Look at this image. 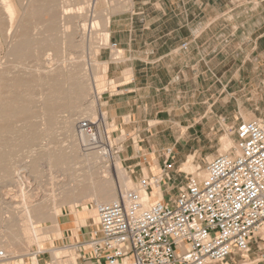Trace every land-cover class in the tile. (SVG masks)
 Returning <instances> with one entry per match:
<instances>
[{"label": "rangeland", "instance_id": "obj_1", "mask_svg": "<svg viewBox=\"0 0 264 264\" xmlns=\"http://www.w3.org/2000/svg\"><path fill=\"white\" fill-rule=\"evenodd\" d=\"M33 1L35 0H13L14 4L16 3L15 5L18 12L16 11V15L14 16L15 20L12 24L11 22L13 21V19L4 10V8H2L3 5L0 3V100L3 98L0 101V116L2 113L3 100L9 94V88L6 86V82L8 80L9 85L10 83H13V80H31V84L32 82L33 84L30 91H32L31 95H33L32 97L35 99H33L34 106H32V113L26 112L23 114L24 116L22 115V117L20 118L21 120L16 119L14 123V132H6L4 134V137L6 138L0 139V158L4 150H7V152L10 151L9 157H12H10V161L8 163L10 172L4 173L3 169L0 170V209H2L0 210V251L2 250L5 252V257L0 259V264H37V261L38 264H93L92 259L90 258V255L88 253L89 247L86 229H88V227L90 226H96L97 224L96 210L93 205L94 203H97L99 201L101 196L100 194H98V192H96V188L92 187V185H97L92 183L94 181H92V179H95L94 177H96V175L90 174L91 177L88 176L89 173H93V169L96 168L94 167L95 164L93 163L95 159L93 160L91 156H89L90 158L84 156L85 153H90L92 151H84L82 140L79 136H77V125L78 122L83 118L97 119L100 118L101 114H103V117L105 118V121L107 123L108 131L109 133H111L112 138L115 139L117 137L115 126L111 125V123L109 122L107 117L108 115L105 111V108L103 107L104 99L102 96L104 91L108 87V73L106 63L103 61L100 55L101 51L109 46V44L107 43V40L104 41V44H100L102 42V36L101 34H97L95 32L97 35H93L92 46H87L85 47V49L79 48V46L76 45L78 44V40H80L82 35V33L79 32L76 35L77 40L76 38H74L75 40L73 39V41L71 42L60 44L59 50L57 51L53 50L50 52V50H43L41 46H36L37 48H35L34 46V56L24 58L17 57L13 51L15 45L20 42L22 38V24L26 21L31 22L33 24H31L32 33L34 34L33 36L37 37L38 33L39 37V34L42 31H45L46 25L44 23L50 17L48 12H46L45 14L43 13L44 15L42 14V18L41 15H36V3ZM71 3H73V5ZM70 5L71 7H74L75 1L73 0L72 2H70ZM116 6V0H98L96 6L97 16L100 18V20H102V26L104 30H110V24L107 28L105 26L104 15H109L111 23V16L116 12ZM261 6L262 18L254 19L253 21H251L252 23H256L258 26L260 22V26H264V5ZM60 9V5L56 6L57 12H59ZM31 14L35 16H32ZM29 19L33 20L29 21ZM241 20L242 18L240 17L236 19L232 18L228 21L229 31L222 37L224 38V41L226 43H230V46H224L226 47V50H223L221 52L210 50L209 58L213 59V61H211L212 64H209L204 68H199V71H204L206 69V75L212 76V78L209 79L212 81L203 83L199 82V92L197 94V98L191 96L192 101L196 99V101L198 102L196 107L194 108V111H197L198 113L196 117L197 121L199 120V122H202V124L196 127V131L194 130L186 132L187 136H189V150H187V155L189 156H186L175 166V169L173 171V180H176V187L177 184L185 181L184 173L180 172L179 170L194 173L198 165H202L203 170L205 162L207 160H210L209 158L212 159L218 153H220V148L224 146V141L227 138L232 139L235 143L236 136L233 131L238 124H240L242 121H250L256 118L264 117V52H262V50L253 49L254 46H244V49H241V46H234L238 43V38L234 34H232V27L237 26L238 23H242ZM38 21L39 23H41L42 21L43 22L39 24ZM252 25L253 24L251 23H247L246 27L250 28ZM33 31H35V33ZM61 46L62 48L64 46V48L62 49ZM39 47L41 48L38 51L37 49ZM49 52L51 53V55L48 56V54H50ZM222 55H224L223 59L221 57ZM88 63L92 64L88 65ZM91 66L93 70L96 69L97 71H93L91 69ZM39 68H41L42 70H39ZM48 70H50L51 72ZM57 70H59L61 74L59 73V71L57 72ZM76 71L79 72L80 78L85 82V95L77 100L74 95L69 97L67 96L68 94H66L61 98L55 99L52 102L51 96L49 95V93L51 94V88L49 86L48 80H51L54 76H58L62 79L66 77L65 79H67L68 81V83L66 84V88H69V86H72L74 83V73ZM92 71L96 73L98 72L97 77L94 78V76H91L89 74V72H91V74L94 75ZM47 73L49 74V78ZM65 73L67 74L65 75ZM2 75L4 80L2 78ZM214 75H216V77H214ZM7 76L9 77V79ZM26 77L27 79H25ZM42 78L43 80H41ZM93 79H95V81ZM203 89L207 90L204 94L201 93ZM16 90L17 88H13V91ZM65 97H67L68 99ZM46 98L48 99L46 100ZM72 99L74 100V102ZM187 100L189 101V97L187 98ZM205 100L207 101V103L204 104L203 102ZM216 100H218V103L215 107H213V111H209L207 114H204L207 110H209L208 107L210 106V104H212ZM94 101H97V104ZM90 104H92L93 107ZM45 105H47V107H44ZM48 109L49 111H47ZM53 111L54 114L52 113ZM30 115L32 116V118L29 120L26 117ZM49 115L50 117L47 118ZM52 116L53 119H51ZM156 117L161 118V116H156L155 112H152L148 115L149 122L145 123V144L147 138L155 133L156 128L162 129L165 126L163 124L158 125ZM53 120L55 121V123ZM36 121L39 123V125ZM33 124L35 126H33ZM32 129L38 133H36L35 135V137H37L36 139L34 138L35 141H32V144L24 143V145L22 140L23 138L31 135V133L33 132ZM183 132L184 130L181 129L180 131H177L175 133L176 136H181ZM192 134L194 136H191ZM160 137L163 140L169 138L171 140L170 134L165 131L161 132ZM7 138L8 140L5 141V139ZM119 140H115L114 143L119 142ZM43 144L45 147L43 146ZM62 144H66V146L68 145V147L74 145V148H76L75 152L77 154L74 153L70 159L68 158L69 161L66 159L59 166L51 168L52 164L50 163V160H48L49 156L54 153V147H61L63 146ZM119 146L121 145L119 144ZM120 149L122 148L120 147ZM11 150L13 152H11ZM55 151H57V149ZM36 153H39L40 157L37 156L38 154ZM49 153H51V155H48ZM98 154L101 155L100 153ZM41 155L44 157H42ZM34 159L39 160L36 161ZM99 160V164L104 165V168H107L108 166L110 167L111 163L108 160H105L104 158H99ZM115 160H120L122 162L120 154L115 158ZM188 160H190V162H192L191 164L195 166V171L185 169V163ZM31 161H33L32 164ZM90 162H92L93 164ZM90 164L93 166L90 167ZM32 165H35L37 168L35 169V166L33 167ZM146 166L148 167L146 168L148 170H151L153 174H157L159 172V164L156 161V157H151ZM2 170L3 172H1ZM96 170L94 169L95 174ZM202 170L198 172H202ZM84 175H86L90 180ZM79 178H81L82 180L85 179V181L86 179H88L87 182L92 184L90 185L93 189L90 188L88 189L89 191L86 190L87 192L83 191V193H81L82 189L81 187H79L78 183H80V181L83 185L85 183H83ZM110 181L108 183L105 182L107 183L105 190L107 188L110 189L111 187L112 190L114 189L115 185H113V187V183L112 181ZM74 184L77 187L72 189V191L68 190L71 185L74 187ZM126 184L127 189H132L135 187L134 181L130 183L126 182ZM173 187V194H176L177 189H175V186ZM119 193H116L117 198L119 196ZM39 205L42 206L44 210L46 209L45 213L47 211L48 218L47 221H44L46 220L44 219L34 224V227L39 231H35V233L33 234V229L35 228H33L31 225L32 223L29 222V213L27 212L26 208L28 207V210L31 211L35 209L32 207H37ZM56 209L60 211V216H58L55 220L54 213ZM32 212H34V210ZM71 222L74 225H72ZM61 223H71V225L73 226L70 227L69 234H67V231H65L66 238L64 239L60 226ZM27 225L28 227L31 226L33 232L31 231L30 227V231H28L29 229ZM40 230L41 232L43 231V234H41ZM37 232L38 234L40 232L39 236L36 234ZM261 237L263 239H258V242L253 245L250 254L238 257L237 259L235 258L236 260L233 258L230 259L232 261L235 260V262L229 263L228 261L217 264H242L244 261H246L245 264H264V231L262 232ZM56 254L57 258L55 257Z\"/></svg>", "mask_w": 264, "mask_h": 264}, {"label": "built area", "instance_id": "obj_2", "mask_svg": "<svg viewBox=\"0 0 264 264\" xmlns=\"http://www.w3.org/2000/svg\"><path fill=\"white\" fill-rule=\"evenodd\" d=\"M77 129L86 150L104 153L110 163L121 153L103 114L81 119ZM233 132L228 152L203 170L198 165L203 176L179 170L185 181L176 187L174 152L167 148L157 174L142 172L117 199L94 203L93 264H217L250 254L264 231V117L242 121ZM158 188L163 197L154 200Z\"/></svg>", "mask_w": 264, "mask_h": 264}, {"label": "crops", "instance_id": "obj_3", "mask_svg": "<svg viewBox=\"0 0 264 264\" xmlns=\"http://www.w3.org/2000/svg\"><path fill=\"white\" fill-rule=\"evenodd\" d=\"M116 2L111 23L105 14L109 19L107 27L110 24V40L100 55L108 73L103 107L109 122L115 126V140L120 139L117 143L122 148L121 160L135 181L142 172L145 174L151 157H156L161 165L162 153L167 148H173L176 164L189 156L186 132L196 131L202 124L194 111L198 102L192 101L191 96L197 98L199 82L212 81L209 80L212 76L206 75L207 70L199 71V68L212 64L210 50L221 52L226 50L224 46H230L222 37L229 31L228 21L242 18V23L232 27V34L238 38L234 46L241 49L254 46L253 49L264 52V26H260L261 22L259 26L251 22L262 18L264 0ZM247 23L253 25L247 28ZM206 91L203 89L201 93ZM217 101L204 114L213 111ZM152 112L161 116L156 117L158 125L165 126L156 128L145 144V123L149 122L148 115ZM181 129L182 135L176 136L175 132ZM162 131L168 132L171 140H163ZM148 173L153 174L151 170ZM71 223L60 224L63 239L65 231L69 234L73 227ZM86 230L89 239L92 226Z\"/></svg>", "mask_w": 264, "mask_h": 264}, {"label": "bare ground", "instance_id": "obj_4", "mask_svg": "<svg viewBox=\"0 0 264 264\" xmlns=\"http://www.w3.org/2000/svg\"><path fill=\"white\" fill-rule=\"evenodd\" d=\"M15 1V0H14ZM31 1V0H29ZM73 0H35L33 2H35V12H36V15H41V18H42V14L48 12L50 17L48 20H46V22L44 23L46 26H45V31L41 32L38 37V33H37V37L36 36H33L34 34L32 33V26H31V22H22V29H23V32H22V38L20 40V42H18L15 47H14V54L19 57V58H24V57H32L34 56V46L35 48H37L36 46H41L43 50H50L53 51V50H59V46L60 44H64L65 42H71L73 41L74 38H76V35L81 32L82 35H81V38L80 40H78V44H76L77 46H79V48H84L87 47V46H92V42H93V35H97V34H101L102 36V42L100 44H104V41L107 40V43H109V32L108 30H104L103 29V26H102V20H100V18L97 16V10H96V4H97V0H74L75 1V6L71 7L70 5V2H72ZM0 3L3 5L2 8H4V10L10 15V17L13 19V21L11 22V24L14 22V16L16 15V3L14 4L13 0H0ZM25 4V3H24ZM73 5V3H71ZM59 6L61 7L60 11L57 12L56 11V6ZM55 6V8H54ZM29 7V6H28ZM33 7V6H32ZM30 10V9H29ZM33 11V10H32ZM18 12V11H17ZM28 12V11H27ZM33 13V12H32ZM30 14V13H28ZM43 14V15H44ZM32 15V14H31ZM48 15V14H47ZM8 16V15H7ZM29 16V15H28ZM32 16H35V15H32ZM105 16V26L107 28V25H108V22H109V19L107 17V15H104ZM3 17V15H2ZM10 18V19H11ZM30 18V17H29ZM44 18V17H43ZM48 18V17H47ZM6 19V18H5ZM9 19V18H8ZM40 19V18H39ZM4 20V19H3ZM33 20V19H31ZM29 19V21H31ZM8 22V21H7ZM43 22V21H42ZM41 22V23H42ZM9 23V22H8ZM39 23V21H38ZM39 23V24H41ZM1 24V23H0ZM33 25V24H32ZM38 25V24H37ZM35 26V25H34ZM42 26V25H41ZM11 28H12V25H11ZM40 29V28H39ZM43 29V28H42ZM41 29V30H42ZM4 30V29H3ZM35 30V29H34ZM10 31V29H9ZM35 33V31H33ZM37 32V31H36ZM97 34H96V33ZM4 33V32H3ZM95 33V34H94ZM7 34V33H6ZM5 34V35H6ZM10 34V33H9ZM8 34V35H9ZM20 35V34H19ZM10 36V35H9ZM104 37V38H103ZM106 37V39H105ZM101 38V37H100ZM3 39V37H2ZM75 40V39H74ZM77 40V38H76ZM100 40V39H99ZM18 41V40H17ZM75 43V42H74ZM66 44V43H65ZM70 44H73V43H70ZM99 44V45H100ZM69 45V44H68ZM107 45V44H106ZM72 46V45H71ZM39 47L37 50L39 51L40 48ZM70 47V46H68ZM62 48V46H61ZM64 48V46H63ZM62 48V49H63ZM12 50V49H11ZM61 50V49H60ZM69 50V48H68ZM86 51V50H85ZM37 52V51H35ZM49 52V53H50ZM61 52V51H60ZM64 52V51H63ZM10 53V51H9ZM39 53V52H38ZM58 53V52H57ZM85 53V52H83ZM53 54V53H52ZM92 54V53H90ZM37 55V54H36ZM41 55V54H40ZM51 55L48 54V56ZM39 56V55H38ZM47 56V57H48ZM45 57V56H44ZM51 57V56H50ZM86 57V56H85ZM84 57V58H85ZM54 58V56H53ZM75 58V57H74ZM39 59V58H38ZM43 59V58H42ZM50 59V58H49ZM20 60V59H19ZM44 60V59H43ZM46 60V59H45ZM55 60V59H54ZM92 61V60H91ZM37 62V61H36ZM94 63V62H93ZM1 64V63H0ZM38 64V63H37ZM85 64V63H84ZM92 64V63H91ZM90 63H88V65H91ZM42 66V65H41ZM93 66V65H92ZM92 66H91V69H92ZM1 67V66H0ZM6 68V67H5ZM11 68V67H10ZM42 68V67H41ZM39 68V70L41 69ZM2 69V68H1ZM31 69V68H30ZM44 69V68H43ZM42 70V69H41ZM46 70V69H45ZM93 70V69H92ZM13 71V70H12ZM25 71V70H24ZM50 71V70H48ZM56 71V70H55ZM59 70H57L58 72ZM93 71H97L96 69L93 70ZM92 71V72H93ZM1 72V71H0ZM7 72V71H6ZM30 72V71H29ZM28 72V74H29ZM34 72V71H33ZM51 72V71H50ZM3 73V72H2ZM49 73V72H48ZM47 73V74H48ZM56 73V72H55ZM60 73V71H59ZM68 73V72H67ZM65 73V75L67 74ZM94 75L91 74V72H89V74L91 76H94L97 77V73L96 72H93ZM100 73V72H99ZM6 74V73H5ZM26 74V73H25ZM35 74V73H34ZM50 74V73H49ZM49 74H48V78H49ZM61 74V73H60ZM15 75V74H14ZM27 75V74H26ZM51 75V74H50ZM56 75V74H54ZM53 75V76H54ZM5 76V75H4ZM36 76V75H35ZM46 76V75H45ZM44 76V77H45ZM52 76V77H53ZM69 76V75H68ZM6 77V76H5ZM8 77V76H7ZM47 77V76H46ZM51 77V76H50ZM71 77V76H70ZM2 78H3V75H2ZM18 78V77H16ZM20 78V77H19ZM22 78V77H21ZM41 78V77H39ZM38 78V79H39ZM66 78V77H65ZM62 79V78H59L58 76H54L51 80L47 79L48 82H49V86H50V90H51V94L49 93V95L51 96V101L53 102L55 99L57 98H61L63 95H66L68 94L67 96L71 97L72 95L75 96V98L77 100H79L81 97H83L86 93V87H85V82L82 81V79L80 78V74L78 71H76L74 73V83L72 86H69V88L67 87L66 88V84L68 83L67 79ZM72 78V77H71ZM1 79V78H0ZM9 79V77H8ZM23 79V78H22ZM27 79V77L25 78ZM31 79V78H30ZM29 79V80H30ZM4 80V78H3ZM13 80V79H11ZM10 80V81H11ZM43 80V78L41 79ZM95 81V79H93ZM7 81V80H6ZM9 81V80H8ZM6 82V86L9 88L8 92L9 94L7 95V97L4 98L3 100V107H2V113H1V118H0V139L2 138H6L4 137V134L6 132H10V133H13L14 132V123L16 121V119H20L22 117V115L26 112H31L32 113V106L33 105V95L32 94V91L31 88H32V84H31V80L30 81H25V80H13V83H10L9 85V82ZM70 81V80H69ZM38 82V81H37ZM40 82V81H39ZM46 82V80H45ZM47 82V83H48ZM3 83V82H2ZM42 83V82H41ZM1 85V84H0ZM44 85V84H42ZM47 85V84H46ZM94 86V85H93ZM1 87V86H0ZM5 87V86H4ZM46 87V86H45ZM13 88H17L16 91H13ZM2 89V88H1ZM4 89V88H3ZM90 89V88H89ZM93 89V87H92ZM49 92V91H48ZM47 92V93H48ZM5 93V92H4ZM34 93V92H33ZM3 95V94H2ZM37 95V94H36ZM48 95V94H47ZM46 97V96H45ZM2 98V97H1ZM64 98V97H63ZM67 98V97H65ZM3 99V98H2ZM1 99V100H2ZM48 98H46L47 100ZM50 99V98H49ZM68 99V98H67ZM75 99V100H76ZM0 100V101H1ZM35 100V99H34ZM39 100V99H38ZM42 100V99H41ZM62 100V99H61ZM60 100V101H61ZM71 100V99H70ZM73 100V99H72ZM57 101V100H56ZM63 101V100H62ZM61 101V102H62ZM50 102V101H49ZM51 102V103H52ZM74 102V100H73ZM95 102V101H94ZM2 103V102H1ZM46 103V102H45ZM44 103V104H45ZM60 103V102H59ZM78 103V102H77ZM76 103V104H77ZM92 103V102H91ZM97 104V101L95 102ZM47 104V103H46ZM50 104V103H49ZM75 104V105H76ZM94 104V103H93ZM48 105V104H47ZM47 105H45L44 107H47ZM58 105V104H56ZM61 105V104H60ZM59 105V106H60ZM92 105V104H90ZM89 105V106H90ZM95 105V104H94ZM50 106V105H49ZM73 106V105H72ZM51 107V106H50ZM53 107V106H52ZM55 107V106H54ZM69 107V106H68ZM93 107V105H92ZM95 107V106H94ZM40 108V107H39ZM49 108V107H48ZM59 108V107H58ZM61 108V107H60ZM88 108V107H87ZM68 109V108H67ZM84 109V108H83ZM34 110V109H33ZM58 110V109H57ZM63 110V109H62ZM49 111V109L47 110ZM51 111V110H50ZM55 111V110H54ZM54 111L52 112L54 114ZM70 111V110H68ZM38 112V111H37ZM59 112V111H58ZM39 113V112H38ZM43 113V112H42ZM44 114V113H43ZM46 114V112H45ZM28 115V114H27ZM34 115V114H33ZM24 116V115H23ZM39 116V115H37ZM43 116V115H42ZM47 116V114H46ZM45 116V117H46ZM54 116V115H53ZM53 116L51 119H53ZM58 116V115H57ZM50 115L47 117L49 118ZM28 118L29 120L32 118V116H28L26 117ZM43 118V117H42ZM67 118V117H66ZM23 119V118H22ZM56 119V118H54ZM73 119V118H72ZM75 119V118H74ZM79 119V118H78ZM21 120V119H20ZM25 120V118H24ZM44 120V119H43ZM50 120V119H49ZM52 121V120H51ZM50 121V122H51ZM54 121V120H53ZM57 121V120H56ZM71 121V120H70ZM25 122V121H24ZM33 122V121H31ZM37 122V121H36ZM64 122V121H63ZM73 122V121H72ZM38 123V122H37ZM49 123V122H48ZM55 123V121H54ZM65 123V122H64ZM51 124V123H50ZM31 125V124H30ZM39 125V123H38ZM41 125V124H40ZM66 125V124H65ZM33 126H35L33 124ZM38 127V126H37ZM33 130V129H32ZM37 132H35L33 130V132L31 133L30 136H27L25 138H23L22 142L23 144H32V141L34 142V138L36 139L35 135H36ZM38 134V133H37ZM79 132H78V129H77V136ZM39 137V136H38ZM80 137V136H79ZM10 139V138H9ZM7 139H5V141H7ZM38 140V139H37ZM73 141V140H72ZM50 143V142H49ZM59 143V142H58ZM73 143V142H72ZM24 144V145H25ZM51 144V143H50ZM234 141L230 138H227L225 141H224V146L222 148H220V153H225V152H228L230 150L231 147L234 146ZM42 145V144H41ZM40 145V146H41ZM63 145V144H62ZM32 146V145H31ZM35 146V144H34ZM44 146V144H43ZM63 145L61 147H54V153L51 155V153H49L48 155H51L49 156V159L50 160V163L52 164L51 168L52 167H57L59 166L60 164L63 163V161H65L66 159L68 160V158L70 159L73 154H77L75 151H76V148H74V145H71L68 147V145L66 146ZM29 147V146H28ZM45 147V146H44ZM77 147V146H76ZM27 148V147H26ZM36 148V147H35ZM40 148V147H39ZM51 148V147H50ZM57 151H55L56 149ZM37 149V148H36ZM43 149V148H42ZM45 149V148H44ZM52 149V148H51ZM47 150V149H46ZM79 150V149H78ZM77 150V151H78ZM88 150V149H87ZM85 148H84V151H87ZM90 150V149H89ZM23 151V150H22ZM36 151V150H35ZM38 151V150H37ZM11 152H13L11 150ZM29 152V151H28ZM41 152V151H40ZM51 152V151H50ZM9 152H7V150H4L1 154V158H0V170L3 169L4 170V173H8L10 172L9 171V161H10V157H9ZM34 153V152H32ZM98 153H100L99 151H92L90 153H85L84 156L90 158L89 156H91V158L94 160L93 163L95 164L94 168L96 170V174H95V171L93 169V173H89V177L90 174H94L96 175V177H94L95 179H92V183L93 184H97V185H92L91 183L87 182L88 181V177L86 176L88 179H81L83 183H85L84 185L81 183H78L79 187H81L82 189V192H87L89 191L88 189H93L92 187H95L97 190L96 192H98V194H100V199L97 203H101V202H109V201H112V200H115L117 199V195L116 193L118 192L119 193V190L121 192L122 191H125V190H128L127 189V183H130V182H133L131 176L129 175V173L127 172V169L126 167L124 166L123 162H121L120 160H114L113 162H111V165L110 167L108 166L107 168H104V165H101L99 164L100 160L99 158H104L105 159V156L103 155L104 153H100L101 155H99ZM38 154L37 156L40 157V154L39 153H36ZM46 154V152H45ZM27 155V153H26ZM13 156V155H12ZM31 156V154H30ZM29 156V157H30ZM42 156V155H41ZM26 157V156H25ZM44 157V156H42ZM12 158V157H11ZM23 158V157H22ZM35 158V156H34ZM82 158V157H81ZM28 159V158H27ZM26 159V160H27ZM46 159V158H45ZM85 159V158H84ZM211 160V158H209ZM12 160V159H11ZM36 160V159H34ZM39 159H37L36 161H38ZM44 160V159H43ZM76 160V159H75ZM80 160V158H79ZM191 160V159H190ZM190 160H188L186 163H185V169L186 170H194L195 169V166L192 165L190 162ZM69 161V160H68ZM23 162V161H22ZM33 161H31V164H32ZM48 162V161H47ZM84 162V161H83ZM49 163V164H50ZM92 163V162H90ZM92 163V164H93ZM35 164V162H34ZM72 164V163H71ZM77 165V164H76ZM79 165V164H78ZM33 166V165H32ZM35 166V165H34ZM33 166V167H34ZM36 166H37V163H36ZM35 166V169L37 168ZM93 166L90 164V167ZM14 167V166H13ZM74 167V166H73ZM30 168V167H29ZM79 168V167H78ZM198 168V167H197ZM14 169V168H13ZM34 169V168H33ZM3 170L1 172H3ZM52 170V169H51ZM70 170V169H69ZM33 171V170H32ZM72 171V170H71ZM145 171L148 173V169L145 167ZM195 171V170H194ZM13 172V171H11ZM198 170L196 169V171L194 173H197ZM85 173V172H84ZM14 174V173H13ZM12 174V175H13ZM78 174V173H77ZM7 175V174H6ZM10 175V174H9ZM8 175V176H9ZM200 175L203 176L204 175V172H200ZM82 176V175H81ZM93 176V175H92ZM80 177V176H79ZM6 178V177H5ZM110 178H111V181H112V186L115 185L114 189L112 190L110 187V189H106V184L110 181ZM8 179V178H7ZM76 180V179H75ZM90 180V179H89ZM3 181V180H2ZM73 181V180H72ZM77 181V180H76ZM110 181V182H111ZM74 182V181H73ZM107 182V183H105ZM73 184V183H72ZM82 184V185H80ZM92 187H91V185ZM75 185V184H74ZM110 186V185H109ZM72 185L70 186V188H68V190L72 191V189L76 188L77 186L75 185L73 188ZM116 189V191H115ZM87 190V191H86ZM109 190V191H108ZM11 191V190H9ZM111 192V193H110ZM120 194V193H119ZM146 195V194H145ZM71 196V195H70ZM14 197V196H13ZM119 197V196H118ZM157 197V198H156ZM163 195H162V192L158 190L155 192L154 194V200L158 199V198H162ZM67 198V197H66ZM14 200V199H13ZM18 200V199H17ZM26 200V199H25ZM6 204V203H5ZM24 204V203H23ZM7 205V204H6ZM9 205V204H8ZM21 205V204H20ZM29 206V205H28ZM7 207V206H6ZM13 207V206H12ZM4 208V206H3ZM32 208H35L33 209L34 212H32L33 210H28V207L26 208L27 209V212L29 213V222H31L30 224L32 225L33 228L34 227V224L35 223H38L40 222L41 220H44V221H47V218H48V215H47V211L45 213V210L43 209L42 206H35V207H32ZM56 208V207H55ZM2 210V209H0ZM10 210V208H9ZM96 210V209H95ZM24 211V210H23ZM2 213V212H1ZM55 217L54 219L56 220V218L58 216H60V211L56 209L55 211ZM53 214V215H54ZM51 219V218H50ZM27 220V219H26ZM57 223V222H56ZM28 224V223H27ZM29 225V224H28ZM27 225V227H28ZM57 225V224H56ZM59 226V225H58ZM30 229H31V226H29ZM28 227V229H29ZM48 228V227H47ZM30 229L28 231H30ZM42 229V228H41ZM34 232L33 234L35 233V231H39L38 229H33ZM60 230V229H59ZM26 231V230H25ZM27 231V232H28ZM57 231V230H56ZM41 232V230H40ZM40 232L38 234V232L36 233L38 236L40 235ZM45 232V231H44ZM31 233V232H29ZM41 234H43V231L41 232ZM61 234V233H60ZM36 235V237H37ZM49 235V234H48ZM46 237V236H45ZM48 237V236H47ZM38 239V237H37ZM41 252V251H40ZM57 253V252H56ZM59 253V252H58ZM8 257V256H7ZM57 258V254L55 256ZM59 258V257H58ZM38 259V258H37ZM9 261V260H8ZM35 261H36V258H35ZM11 262V261H10ZM246 261H244L242 264H245ZM5 263V262H4ZM254 263V262H253ZM37 264H38V261H37Z\"/></svg>", "mask_w": 264, "mask_h": 264}]
</instances>
